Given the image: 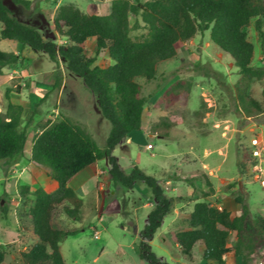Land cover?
Here are the masks:
<instances>
[{
    "label": "rangeland",
    "instance_id": "rangeland-1",
    "mask_svg": "<svg viewBox=\"0 0 264 264\" xmlns=\"http://www.w3.org/2000/svg\"><path fill=\"white\" fill-rule=\"evenodd\" d=\"M5 1L14 16L57 45L66 43L54 25L61 6L73 5L85 14L108 15L113 2L28 0L31 3L26 6ZM138 19L139 25L134 28ZM254 24L255 20L247 29L248 39L255 46L252 66L264 70V51ZM131 26L133 40L150 38V30L140 17L131 16ZM2 27L0 21V31ZM83 48L96 60L95 65H112L108 52L98 51L94 38ZM0 50L20 55L18 64L7 66L0 76V112L7 110L6 93L10 90V101L23 107L22 128L28 135L21 161L10 166L7 173L0 162V244L6 253L2 264H25L22 254L37 238L30 217L34 197L22 199L21 187L28 184L31 191L43 187L49 192L57 189L48 171L30 160L34 138L51 124L68 119L104 148L111 124L102 116L97 97L69 71L63 57L58 56L54 62L44 52L7 40L0 42ZM136 81L142 95L149 99L141 130L124 139L113 155L126 173L137 165L155 176L174 199L172 213L150 241L153 251L170 264H206L203 243H197L188 256L175 240L178 232L189 229L196 203L206 202L240 216L237 198H242L248 204L251 221L264 216V78L247 83L231 56L213 43L207 31L182 44L175 57L159 63L154 80L140 77ZM178 81L190 89L173 101L163 99ZM245 95L260 103L263 111L248 114L249 101H242ZM166 130L169 136H162ZM95 164L72 182L83 200L80 219L69 217L63 206L54 214V227L77 231L60 245L66 263L148 264L141 260L134 243L147 224L145 215L153 209L154 201L142 184L133 189L114 185L107 160ZM5 205L6 215L2 209ZM235 235L229 239L231 245ZM226 260L241 263L232 254ZM254 264H264V250Z\"/></svg>",
    "mask_w": 264,
    "mask_h": 264
},
{
    "label": "trees",
    "instance_id": "trees-1",
    "mask_svg": "<svg viewBox=\"0 0 264 264\" xmlns=\"http://www.w3.org/2000/svg\"><path fill=\"white\" fill-rule=\"evenodd\" d=\"M12 1L16 5L31 3ZM110 11L108 15L85 14L73 5L61 6L54 25L66 43L57 45L45 40L34 26L19 20L6 1L0 0L3 24L0 42L20 43L23 48L44 52L54 62L58 56L63 57L69 71L80 77L97 97L102 116L111 124L104 148L68 119L51 124L34 138L30 160L45 168L58 187L54 192L43 187L31 191L28 184L21 187L22 199L34 197L30 217L37 238L22 254L25 264H67L60 245L77 231L54 227L55 211L63 206L69 217L80 219L83 200L71 183L102 160L110 165L109 175L114 185L133 189L142 184L154 201L147 224L134 243L139 257L148 264H170L153 251L150 241L172 213L173 197L166 194L159 179L137 165L126 173L113 155L124 139L141 130L142 114L149 99L142 95L136 79L154 80L159 63L175 57L182 44L207 31L213 43L231 56L247 83L264 78V70L252 66L255 46L247 34L255 20L254 27L264 51V0H113ZM131 16L140 17L148 27V40L135 41L130 37ZM139 22L136 20L133 27H138ZM92 38L98 51L108 52L113 62L109 67L95 65L96 60L85 54L83 45ZM19 61L20 55L0 50V76L4 68ZM186 89H190L189 85L178 81L162 98L173 101ZM10 92L6 93L7 110L0 112V162L5 173L24 158L28 140L27 131L22 128L23 107L10 101ZM247 100L248 114L253 110L263 111L260 103L245 95L242 101ZM32 121L31 118L28 124ZM162 136H169V130ZM237 202L241 205L240 216L206 202L196 203L188 221L189 229L175 235L180 250L191 256L196 244L203 243L206 264H230L226 260L230 254L241 259L240 264H254L264 250V216L251 221L248 204L242 198H237ZM2 209L6 215L8 206ZM233 233L236 235L231 245L229 239ZM5 256V247L0 244V264Z\"/></svg>",
    "mask_w": 264,
    "mask_h": 264
},
{
    "label": "crops",
    "instance_id": "crops-1",
    "mask_svg": "<svg viewBox=\"0 0 264 264\" xmlns=\"http://www.w3.org/2000/svg\"><path fill=\"white\" fill-rule=\"evenodd\" d=\"M10 42V41H9ZM11 43H13V42H11ZM18 44H20V43H18ZM32 147H33V142H32V146H31V153H32ZM31 153H30V155H31ZM94 165H96V164H94ZM90 168H92V166L91 167H89V168H87L86 170H84L83 172H86L87 170H89ZM81 174V173H80ZM76 179V178H75ZM54 182V186H56V188L58 187V184L55 182V181H53ZM71 186L73 187V185H72V183H71ZM147 192V191H146ZM151 208H153V204L151 205ZM152 209H149L148 210V212L146 213V217H147V221H148V215H149V213H150V211H151ZM153 241V240H152ZM153 244V243H152ZM60 250H61V248H60Z\"/></svg>",
    "mask_w": 264,
    "mask_h": 264
},
{
    "label": "built area",
    "instance_id": "built-area-1",
    "mask_svg": "<svg viewBox=\"0 0 264 264\" xmlns=\"http://www.w3.org/2000/svg\"><path fill=\"white\" fill-rule=\"evenodd\" d=\"M152 145H149V147H151Z\"/></svg>",
    "mask_w": 264,
    "mask_h": 264
}]
</instances>
